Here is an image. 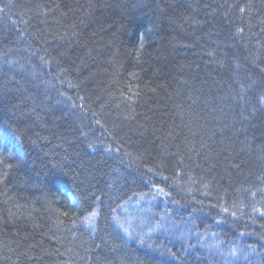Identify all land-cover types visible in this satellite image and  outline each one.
I'll return each instance as SVG.
<instances>
[{"label":"trees","instance_id":"obj_1","mask_svg":"<svg viewBox=\"0 0 264 264\" xmlns=\"http://www.w3.org/2000/svg\"><path fill=\"white\" fill-rule=\"evenodd\" d=\"M0 264H264V0H0Z\"/></svg>","mask_w":264,"mask_h":264},{"label":"rangeland","instance_id":"obj_2","mask_svg":"<svg viewBox=\"0 0 264 264\" xmlns=\"http://www.w3.org/2000/svg\"><path fill=\"white\" fill-rule=\"evenodd\" d=\"M153 211H154V208L148 203L147 198L136 200L133 203H130V205L123 207L120 210V213L116 214L117 215V219H116L117 225L120 226L125 231V233L130 237L136 236L137 234L142 233L141 229L147 228L150 225L151 226L149 227V229L153 231L157 228V226H152L151 217L154 214ZM163 221H165L164 222L165 225H163L162 222L160 223L158 222V224H161V227L167 230V232L175 229V227L171 228L172 224H169L166 218H163ZM177 233L181 234L183 238L188 237L186 234L183 235V233H181L180 231H177ZM135 239H138V238H135ZM139 239L148 240L150 239V237L142 236V238H139ZM232 254H234L237 258H239V253L233 251ZM248 257L249 256H246L245 258H248Z\"/></svg>","mask_w":264,"mask_h":264},{"label":"snow or ice","instance_id":"obj_3","mask_svg":"<svg viewBox=\"0 0 264 264\" xmlns=\"http://www.w3.org/2000/svg\"><path fill=\"white\" fill-rule=\"evenodd\" d=\"M242 11H243V9H242Z\"/></svg>","mask_w":264,"mask_h":264}]
</instances>
